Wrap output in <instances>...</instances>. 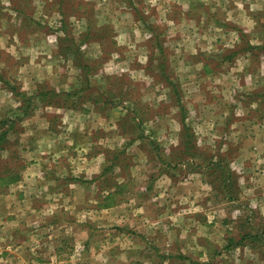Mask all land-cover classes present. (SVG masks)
I'll list each match as a JSON object with an SVG mask.
<instances>
[{
	"label": "rangeland",
	"instance_id": "1",
	"mask_svg": "<svg viewBox=\"0 0 264 264\" xmlns=\"http://www.w3.org/2000/svg\"><path fill=\"white\" fill-rule=\"evenodd\" d=\"M262 66L264 0H0V264H264Z\"/></svg>",
	"mask_w": 264,
	"mask_h": 264
},
{
	"label": "crops",
	"instance_id": "2",
	"mask_svg": "<svg viewBox=\"0 0 264 264\" xmlns=\"http://www.w3.org/2000/svg\"><path fill=\"white\" fill-rule=\"evenodd\" d=\"M262 69L264 70V66H262ZM263 126H264V120H263ZM262 130H264V127H262V129H261V132H262ZM264 137V136H263ZM257 142V141H256ZM255 141H253V147L255 148V149H259V147H260V145H259V143L257 142L256 143ZM264 144V143H263ZM255 145V146H254ZM263 148H264V146H263ZM240 161L242 160V158H240L239 159ZM242 162V161H241ZM165 196V207H164V213L166 214V215H169L170 217H174V218H177V217H179V216H181V215H183V214H185V213H181V214H179V212L178 211H175V212H173L172 210V205L170 204V206H169V203L171 202H173L174 201V198H173V196H172V194L171 193H168L167 195H165L164 194V192L163 193H161L160 191L159 192H155V193H153V194H151V195H149L148 193H145V195H144V197H147V198H150L151 200H155V199H160V198H162V197H164ZM107 207V209L109 210V207H110V205H109V207L108 206H106ZM105 207V208H106ZM162 207V206H161ZM119 208H121V207H119ZM106 210V209H105ZM137 211L135 212V213H138L137 214V216H135V218H138L139 217V215H145V212H146V210H147V208H141V209H136ZM163 210V209H162ZM191 215H194L195 213H196V211H191V212H189ZM134 216V215H133ZM179 219V218H178ZM135 222L136 223H138V220H135ZM134 222V223H135ZM129 226V224H127V226H123V227H121L120 225H119V229H118V232H119V238H118V242L116 243V244H114L112 241H110V240H107V239H105V245H107V247L109 248V249H114L115 247H117V248H120V247H122V248H124V247H127V250L128 249H141V246L142 245H144V241H147V240H150V241H153L154 239H155V235L156 234H154V229H156L157 227H155V228H152L153 227V225L151 224L150 226H143V227H141V228H138L137 227V225L135 224V228L133 229V230H131V229H129V228H127ZM159 231H160V234H158V238L159 239H162V238H166V240L169 238V236L164 232V231H168L170 234H172L174 231H173V229H171V228H168V227H166L165 229L164 228H161V227H159L158 226V228H157ZM169 229V230H168ZM192 231V230H191ZM152 233V234H151ZM182 233L184 234V238H185V241L188 243L187 245H186V247H191V248H195V246H196V248L197 249H200V248H202L203 247V244L201 243V242H195L194 243V241H191V236H188L189 235V231H187V230H183L182 231ZM120 234L122 235V237L121 238H123L122 240H120L121 238H120ZM169 234V235H170ZM193 239V238H192ZM171 240V243L172 244H170V247H175V248H186V247H184V246H182V245H180V244H177L175 241L176 240H174L173 241V238H171L170 239ZM173 241V242H172ZM164 246V245H163ZM165 247H169V245L166 243L165 244ZM149 248V247H148ZM151 249V248H150ZM136 250L134 251V252H131V255L132 254H136ZM153 254H155V256H156V253L155 252H153ZM152 254V255H153ZM199 254H201L200 252H198L197 253V258H195V256L194 257H189L187 254H185L184 252L183 253H181V256L180 255H178V256H172L171 258H170V260L169 259H160V260H158V264H178V262H180L181 261V264H200V263H202V262H205V261H207L205 258H206V256H205V254H202L201 256H199ZM146 255L147 256H149L150 254L149 253H144V256L146 257ZM124 257V256H123ZM144 257V258H145ZM125 258H128V257H125ZM131 259V258H130ZM130 262H128L127 264H129ZM134 263H137V262H134Z\"/></svg>",
	"mask_w": 264,
	"mask_h": 264
},
{
	"label": "trees",
	"instance_id": "3",
	"mask_svg": "<svg viewBox=\"0 0 264 264\" xmlns=\"http://www.w3.org/2000/svg\"><path fill=\"white\" fill-rule=\"evenodd\" d=\"M23 95V94H22ZM41 96L40 97H44L45 96V94H40ZM23 97V96H22ZM134 118V117H133ZM0 124H2V123H0ZM1 136L0 137H2L1 139H2V141L4 140V136H5V134H0ZM221 161H219L218 163H220ZM212 164V163H211ZM220 165V164H219ZM218 165V166H219ZM214 166H217V165H215L214 164ZM224 168V167H223ZM257 237V236H256ZM255 236H252V234H247V235H244V236H241L240 238H239V243L240 244H242L243 243V241L245 240V239H252V238H256ZM257 239V238H256Z\"/></svg>",
	"mask_w": 264,
	"mask_h": 264
}]
</instances>
